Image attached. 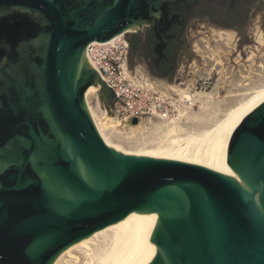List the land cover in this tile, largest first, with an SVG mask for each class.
<instances>
[{
    "label": "water",
    "instance_id": "water-1",
    "mask_svg": "<svg viewBox=\"0 0 264 264\" xmlns=\"http://www.w3.org/2000/svg\"><path fill=\"white\" fill-rule=\"evenodd\" d=\"M168 1L0 0V264H52L134 212L135 264H264V100L227 135L217 173L121 154L86 108L89 88L110 117L116 101L87 45L163 20Z\"/></svg>",
    "mask_w": 264,
    "mask_h": 264
},
{
    "label": "rangeland",
    "instance_id": "rangeland-1",
    "mask_svg": "<svg viewBox=\"0 0 264 264\" xmlns=\"http://www.w3.org/2000/svg\"><path fill=\"white\" fill-rule=\"evenodd\" d=\"M243 31L249 43L242 44L236 51L239 47L238 33L197 22L191 24L185 36L187 50L193 58L181 54L179 72L176 73L178 79L174 83L158 81L142 64L139 67L136 65L132 71L143 82L165 93H169V85H175V88L183 91L176 90V93H189L194 97L192 106H188L184 100L179 101L175 104L176 111L165 122L154 119L144 121L145 129L135 133L120 127L119 131L121 128L126 131L106 132L107 139L124 151L150 149L159 142L162 131L171 126L170 120H176L175 123L180 124L186 132H197L201 125L212 124L245 95L264 85V3L251 13ZM97 92L96 96L88 98V103L99 117L104 112V105ZM206 95L210 98L207 99ZM73 254L80 258L79 264L85 263L81 253ZM67 261L69 258L64 257L59 264H68Z\"/></svg>",
    "mask_w": 264,
    "mask_h": 264
},
{
    "label": "bare ground",
    "instance_id": "bare-ground-1",
    "mask_svg": "<svg viewBox=\"0 0 264 264\" xmlns=\"http://www.w3.org/2000/svg\"><path fill=\"white\" fill-rule=\"evenodd\" d=\"M93 90L95 89L89 88L86 90L84 102L99 136L109 148L124 155L176 161L200 166L216 173L220 151L227 135L239 121L264 100V85H262L245 95L213 123L211 122L212 124L201 125L197 132H193L194 130L186 132L173 119L170 120L171 126L165 127L166 129L163 131L161 130L162 136L159 137V142L157 141L158 143L154 147L124 151L113 145L107 139L105 133L124 132L126 129L123 128L126 125L110 118L105 111L99 117L96 116L88 103L89 97L96 96V92ZM181 97L188 106H192L194 99L192 95L183 93ZM209 98L207 96V99ZM180 115L182 114L180 113ZM120 127H123L121 131L118 130ZM126 128L131 133L145 129L142 123ZM142 213H130L121 221L69 246L56 257L52 264H59L64 257L69 258L68 264L70 262L79 264L80 258L73 254L74 252H79L85 257L84 264H135L144 244V236L140 230Z\"/></svg>",
    "mask_w": 264,
    "mask_h": 264
},
{
    "label": "flooded vegetation",
    "instance_id": "flooded-vegetation-1",
    "mask_svg": "<svg viewBox=\"0 0 264 264\" xmlns=\"http://www.w3.org/2000/svg\"><path fill=\"white\" fill-rule=\"evenodd\" d=\"M263 3L264 0H169L163 6V20L150 17L140 28L125 33L129 68L142 64L154 79L174 83L181 54L188 55L185 33L191 24L241 33L251 13Z\"/></svg>",
    "mask_w": 264,
    "mask_h": 264
},
{
    "label": "built area",
    "instance_id": "built-area-1",
    "mask_svg": "<svg viewBox=\"0 0 264 264\" xmlns=\"http://www.w3.org/2000/svg\"><path fill=\"white\" fill-rule=\"evenodd\" d=\"M125 35L121 34L108 42H92L85 49L88 63L116 96L111 107V118L120 122L139 119L140 124L152 119H169L176 111L175 104L183 101L182 95L176 93L179 89L173 85L168 87L169 93L162 92L156 86L143 82L129 69Z\"/></svg>",
    "mask_w": 264,
    "mask_h": 264
},
{
    "label": "trees",
    "instance_id": "trees-1",
    "mask_svg": "<svg viewBox=\"0 0 264 264\" xmlns=\"http://www.w3.org/2000/svg\"><path fill=\"white\" fill-rule=\"evenodd\" d=\"M14 20H16V19H14ZM14 20L10 21V23H11V22H14Z\"/></svg>",
    "mask_w": 264,
    "mask_h": 264
}]
</instances>
